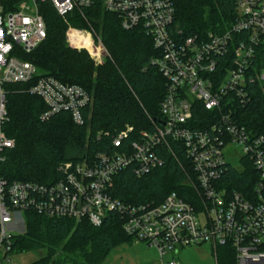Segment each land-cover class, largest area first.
<instances>
[{
  "label": "built area",
  "instance_id": "2783aa9c",
  "mask_svg": "<svg viewBox=\"0 0 264 264\" xmlns=\"http://www.w3.org/2000/svg\"><path fill=\"white\" fill-rule=\"evenodd\" d=\"M98 1L123 30L143 32L159 51L151 64L166 80L160 120L150 118V131L135 133L127 126L112 136L106 151L62 164V176L53 183L8 182L1 167L15 142L4 131L5 85L28 84L41 75L26 60L47 38L41 6L50 5L64 20L78 11L87 21L84 11ZM174 20L173 0H0V264L12 254L14 231H25L27 212L86 219L94 227L109 214H119L124 233L156 248L160 264H179L164 258L203 244L212 247L215 257L218 247H229L234 264H264V134H255L236 115L250 104V87L264 89V0H239L236 20L220 35L184 38ZM94 36L92 27L69 26L66 42L75 50H92L98 65L108 56L100 52L101 42L95 50ZM29 93L48 108L41 121L64 111L76 125H85L83 111L91 97L82 87L40 77ZM201 110L206 114L196 119ZM130 133L135 137L129 142ZM234 147L241 152L239 168L228 158ZM166 150L174 156L184 152L193 171L185 184L198 192L197 203L176 193L158 204H126L113 198V180L120 172L132 168L138 178L149 175L165 164ZM249 166L257 175L253 191H230L226 179L231 169L244 173Z\"/></svg>",
  "mask_w": 264,
  "mask_h": 264
},
{
  "label": "trees",
  "instance_id": "16d2710c",
  "mask_svg": "<svg viewBox=\"0 0 264 264\" xmlns=\"http://www.w3.org/2000/svg\"><path fill=\"white\" fill-rule=\"evenodd\" d=\"M238 1L173 0V25L182 31L184 38L224 34L237 18ZM101 5L98 1L84 11L87 21L78 11L64 20L50 5L41 6L47 38L26 57L41 75L28 84L5 85L8 122L4 131L15 142V147L6 152L1 167L2 176L8 182L53 183L62 176L58 171L62 164L80 163L85 157L106 151L112 136L127 126L139 133L152 129L150 118L160 120L166 80L151 64L159 51L143 32L123 30L118 19L104 12ZM69 26L92 27L98 31L110 59L94 67L84 52L68 47L66 32ZM40 77L78 85L89 94L91 103L83 111L84 126L76 125L71 115L64 111L41 121V115L48 108L40 98L29 93ZM249 90L252 94L250 104L240 107L236 115L255 134H264V89L255 85ZM205 114L201 110L195 117ZM99 133L101 138H97ZM134 137L130 133L127 141ZM163 156L165 164L142 178H138L132 168L120 172L113 180V198L126 204H158L176 193L186 202L197 203L198 192L185 184L193 171L184 152L181 150L174 156L166 150ZM256 179L250 166L244 173L231 169L226 185L230 191L237 190L245 195L253 191ZM25 218V232L13 237L11 253L44 250V258L34 264H102L117 245L134 242L124 233V219L116 213L109 214L100 227L92 226L86 219H51L33 212H27ZM221 249L223 252L219 255ZM216 252L217 264H234V254L229 247H218Z\"/></svg>",
  "mask_w": 264,
  "mask_h": 264
},
{
  "label": "rangeland",
  "instance_id": "374dc122",
  "mask_svg": "<svg viewBox=\"0 0 264 264\" xmlns=\"http://www.w3.org/2000/svg\"><path fill=\"white\" fill-rule=\"evenodd\" d=\"M95 39V50L100 45V42L103 44V48H101L100 52L106 56H108L107 60L110 59V54L107 51L102 38L99 32H96ZM68 45V44H67ZM72 49V48H71ZM75 50V49H72ZM77 52H84L90 60L93 62L94 67L102 66L106 63L96 64L94 60L91 58L92 50H75ZM228 157L231 164L234 167L239 168L241 166L240 156L241 152L238 148ZM25 231L20 229L18 231H14V234H22ZM220 248V247H219ZM222 248V247H221ZM223 250H219L218 254L222 255ZM212 247L209 244H203L200 246H190L184 247L178 254H168L165 256V260H169L171 258L176 259L179 264H216V257L214 255ZM45 251H33L26 253H12L8 256L9 261L3 262L1 264H34L41 258H44ZM217 256V254H216ZM2 259V258H1ZM102 264H160V255L156 248L149 247L146 244L135 241L130 243H121L117 245L103 260Z\"/></svg>",
  "mask_w": 264,
  "mask_h": 264
},
{
  "label": "crops",
  "instance_id": "0c3cea01",
  "mask_svg": "<svg viewBox=\"0 0 264 264\" xmlns=\"http://www.w3.org/2000/svg\"><path fill=\"white\" fill-rule=\"evenodd\" d=\"M180 253V252H179Z\"/></svg>",
  "mask_w": 264,
  "mask_h": 264
}]
</instances>
